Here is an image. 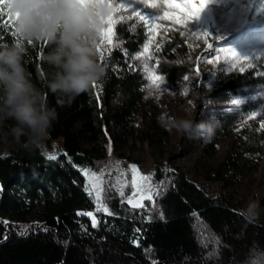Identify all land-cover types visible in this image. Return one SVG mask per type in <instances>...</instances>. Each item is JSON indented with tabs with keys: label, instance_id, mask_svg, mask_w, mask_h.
<instances>
[{
	"label": "trees",
	"instance_id": "16d2710c",
	"mask_svg": "<svg viewBox=\"0 0 264 264\" xmlns=\"http://www.w3.org/2000/svg\"><path fill=\"white\" fill-rule=\"evenodd\" d=\"M114 36L124 52L113 50L106 57L103 89L91 86L70 102L46 87L55 68L43 55L53 44L24 41L25 68L44 92L48 106L57 112V119L48 139L38 147L25 148L11 136L0 135V264H243L252 247L264 248V213L258 222L248 223L241 211L216 200L181 171H169L172 182L154 214L117 197L113 212L95 211L97 204L82 170L99 169L115 159L106 125L126 133L129 121L146 113L150 127L159 129L156 110L147 104L146 79L129 68L130 59L146 44L147 32L142 24L127 21L116 24ZM176 39L174 50L159 51L158 70L179 89L184 65L176 62L185 61L188 49ZM16 40L22 38L7 25L0 26V45H6L0 49ZM253 82L263 86L264 77L231 74L221 78L208 97L229 100ZM119 97L121 103L113 108ZM250 109L244 103L216 115L220 126L206 145L208 154ZM12 123L5 121L4 129ZM241 132L238 147L249 155L246 167L252 170L264 154V129L248 122ZM116 138L118 146L125 144V135ZM90 142L99 143L103 154L86 148ZM79 212H93L98 226L93 228L91 218Z\"/></svg>",
	"mask_w": 264,
	"mask_h": 264
},
{
	"label": "rangeland",
	"instance_id": "374dc122",
	"mask_svg": "<svg viewBox=\"0 0 264 264\" xmlns=\"http://www.w3.org/2000/svg\"><path fill=\"white\" fill-rule=\"evenodd\" d=\"M157 2L161 6L153 8L144 0H113L114 5L124 3L127 6L126 11L121 9L114 14L116 23L113 25V33L116 24L127 21L142 24L147 32V42L130 59L129 68L142 73L146 79L144 91L147 104L153 105L156 110L159 129L150 127L146 113L130 120L126 133H122L115 125L107 124L106 130L112 141L111 149L115 159H109L99 169H86L89 191L97 205L102 204L108 209L107 213L114 211L115 197L120 202L135 207L140 202L141 195L151 193L152 199L143 201V207L151 215L156 212L159 198L172 182L169 172L172 170L183 172L207 194L239 211L253 197L260 200L261 208L264 209V154L258 157L252 170H247L249 155L242 153L238 147L243 140L241 131L248 122H255L264 129L261 127L264 123V85L253 82V85L229 100L208 97L218 81L231 74H244L253 79L264 77V0H207L198 16L182 23H173L163 18L167 10L164 0ZM176 2L180 3L181 0ZM135 11L149 19L159 17L154 23L160 27L149 32V26L134 15ZM205 31L207 36L203 35ZM197 32L200 34H194ZM176 38L188 49L183 64V94L181 87L174 89L158 70L161 61L159 51L174 50L178 44ZM146 45L147 53L144 52ZM228 48L248 60H238L233 67L226 51H221ZM113 50L124 52L114 34L112 43H103L101 52L98 53L103 66L106 57ZM145 65L148 66L147 70ZM106 74L96 82L99 90L103 89ZM150 74L160 76V81L154 84L149 78ZM233 99L239 103L231 104ZM121 100L119 97L114 102L117 104L112 103V107L115 108ZM244 103L250 104L251 109L243 114L229 134L219 138L211 154L205 150L208 143L200 139H188L165 126L169 118L189 114L195 117L196 122H207L213 116L216 118L218 114H227ZM120 135L126 136L125 144L121 147L116 138ZM85 147H93L99 155L103 154V149L97 142L85 143ZM226 161L230 162L224 163ZM131 165L136 166V176L150 179L134 187ZM93 173L98 178L95 189L91 188Z\"/></svg>",
	"mask_w": 264,
	"mask_h": 264
},
{
	"label": "clouds",
	"instance_id": "9594fccd",
	"mask_svg": "<svg viewBox=\"0 0 264 264\" xmlns=\"http://www.w3.org/2000/svg\"><path fill=\"white\" fill-rule=\"evenodd\" d=\"M3 6L15 18V29L22 40L0 49V135L11 136L25 148L38 147L48 139L57 112L48 106L44 92L34 85L25 68L24 41L48 40L53 44L43 55V60L55 68L46 87L70 102L106 74L96 44L104 27L102 17L113 9L107 4L83 8L76 0H3ZM184 63L180 58L176 65ZM180 91L183 94L184 85ZM9 120L13 123L5 130L4 122ZM165 126L188 139L210 143L220 122L214 116L207 122H196L189 114L171 117ZM240 211L248 223L254 224L264 209L253 197ZM243 264H264V248L252 247Z\"/></svg>",
	"mask_w": 264,
	"mask_h": 264
},
{
	"label": "snow or ice",
	"instance_id": "6c2138e0",
	"mask_svg": "<svg viewBox=\"0 0 264 264\" xmlns=\"http://www.w3.org/2000/svg\"><path fill=\"white\" fill-rule=\"evenodd\" d=\"M145 3L149 4L151 7L156 8L160 7L161 5L157 2V0H144ZM76 3L83 8L87 7H98L102 4H107L109 7L113 9L112 13L109 14L107 17H102L104 27L100 30L101 31V37L100 42L96 44V50L98 53L101 52V45L105 42L108 44L112 43V37H113V25L116 23L114 19V14L119 12L121 9L127 10V6L124 3L115 4L113 3V0H76ZM207 0H198V2H193V0H181L180 3H177L176 0H164V6L166 7V11L163 14V18L169 19L173 21V23H182L187 19L196 17L199 15L201 10L206 6ZM134 15L138 16L141 21H144L149 26V32H153L155 29L159 28L160 26L155 24L154 21L158 19L159 17H155L153 19H149L147 16L141 14L138 11L134 12ZM7 25L10 32H12L13 35H18L15 29V18L10 13V11L3 6V0H0V26ZM196 35H199L200 33H194ZM203 35L207 36L208 33L205 31ZM47 42V40H45ZM19 40L14 41V43H19ZM33 41L29 40L28 43L31 44ZM6 45H0V47H3ZM211 48L212 45H209ZM221 51H226L227 58L231 60L232 66H235V63L238 60H244L247 61V57H240L234 50L228 48L227 50L221 49ZM144 52H148L147 45L144 47ZM101 58L104 59L103 54H101ZM148 69V66L145 65V70ZM241 71H244L243 68L240 69ZM154 84H156L158 81H160L161 77L155 74H150L149 77ZM93 87H96V82H93ZM239 101L233 99L231 101V104H238ZM261 127H264V123L261 124ZM49 159H56L55 156H49ZM131 168L133 170V185L138 186L143 181L149 180V177L146 176H136V166L131 165ZM84 175H88L87 170L83 169ZM98 178L96 177L95 173H93L92 182H91V188H96L95 181ZM91 194V191L90 193ZM99 198V197H97ZM145 199L151 200L152 195L149 193L148 195H141L140 196V202L134 205L135 207H143V201ZM131 203V201H129ZM95 211L100 212H107L108 209L103 206L102 204L97 205ZM78 215H84L91 218V224L93 228H96L99 224V221L96 219V216L93 212H79ZM28 226H25V229H27Z\"/></svg>",
	"mask_w": 264,
	"mask_h": 264
}]
</instances>
